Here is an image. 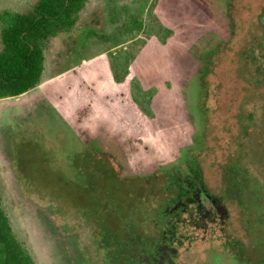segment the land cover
<instances>
[{"label": "rangeland", "instance_id": "rangeland-1", "mask_svg": "<svg viewBox=\"0 0 264 264\" xmlns=\"http://www.w3.org/2000/svg\"><path fill=\"white\" fill-rule=\"evenodd\" d=\"M34 1L0 0V52L4 27ZM225 7V0H90L72 32L46 44L38 86L0 99L1 205L34 264L105 262L99 235L76 207L88 203L87 196L53 172L86 182L75 162L93 136L108 138L119 175L155 176L169 186L189 179L198 162L207 176L212 169L207 184L220 196L226 186L216 168L222 175L232 168L241 113L242 138L251 136L248 169L264 186V161L252 159L264 126V82L257 84L264 81V70L257 80L250 68L251 77L243 72L237 77L242 83L229 89L212 84L206 99L197 87L203 69L230 39ZM248 77L255 94L227 100V94L244 92ZM203 106L212 122L203 117ZM91 142L104 146L100 138ZM45 146L58 151L48 159ZM110 179L102 184L115 187ZM59 194L66 201L57 200ZM181 228L193 240L180 249L178 264L249 263L235 258L219 219L204 231Z\"/></svg>", "mask_w": 264, "mask_h": 264}, {"label": "trees", "instance_id": "trees-1", "mask_svg": "<svg viewBox=\"0 0 264 264\" xmlns=\"http://www.w3.org/2000/svg\"><path fill=\"white\" fill-rule=\"evenodd\" d=\"M225 1L231 36L227 43L218 48L217 55L212 59L214 63L201 72L197 87L200 91H205L203 96L205 99L208 97L212 84L220 83L229 89L236 82L242 83L243 80L239 81L237 77H241L243 72L248 73L251 77L253 73L251 69H254L256 78L259 80L257 74L260 69L264 70V22L262 21L264 0ZM89 3L90 0H35L27 12L14 15L11 18L2 32L0 99L21 96L38 86L44 73L46 44L60 34L72 32L79 22L81 13ZM250 36H252L251 40ZM244 38L247 39L244 40ZM250 77L248 79L251 82L243 83L245 85L244 92L227 94V100L233 99L235 96H240L241 100L253 96L255 86ZM258 82L263 83L264 81L259 80L257 84ZM202 108L205 120H208V123L212 122V118L205 116L204 106ZM221 118L222 115L219 114V119ZM232 145H234V138ZM247 155L248 152L245 149L235 152L231 157L232 163L230 162L232 168L230 171L224 170V175L220 174V170L216 168L217 176L221 179L223 177V182H225L223 185L226 186V192H222L220 197L230 207V211H241L245 218V226L240 228L241 233L235 235V241H237L233 246L235 258L250 264H264V186L254 178V173L251 174L248 169ZM252 159L258 163L264 161V150L254 151ZM98 167L85 166V170L96 177L99 172L103 171L101 168L98 170ZM114 167L111 172V180L116 185L113 186V193L117 194V188L120 189L125 184L117 173L116 167L119 166L116 164V169ZM213 167L215 166L213 165ZM211 170L210 168L208 180L213 176ZM129 179L142 185L148 184V179L138 176ZM66 184L69 186L70 183ZM97 184L104 187L98 181ZM98 189V187L93 188L92 193L96 195ZM81 190L83 195H88L84 186L81 187ZM87 202H77L76 207L82 211L88 210L90 205L88 200ZM238 203L241 205L240 209L237 208ZM99 209L98 212H100ZM254 211L259 214L256 220L257 225L251 221L255 215ZM0 264H34L27 249L15 236L8 216L2 208L1 198Z\"/></svg>", "mask_w": 264, "mask_h": 264}, {"label": "flooded vegetation", "instance_id": "flooded-vegetation-1", "mask_svg": "<svg viewBox=\"0 0 264 264\" xmlns=\"http://www.w3.org/2000/svg\"><path fill=\"white\" fill-rule=\"evenodd\" d=\"M240 111L238 110L237 113L239 114ZM240 123L243 124L241 113L234 135L235 149L236 152L242 149L248 152L246 142L251 139V136L242 138ZM247 130L248 128L245 132L248 134ZM96 138L102 139L104 146L91 142V139ZM107 139L106 136H93L87 143V147L80 153L81 155L76 158L75 167L78 175L83 176L86 182L65 178L64 173L53 169L57 177H61L65 183H70L71 189L81 190L84 186L88 191L87 200L90 208L84 210L87 212L83 211L82 218L94 236L100 237L99 243L105 251L104 264H178L180 249L186 241L193 240L182 232L184 228L181 226H193L195 231H204L209 223H214L217 219L221 221L222 232L236 245L235 235L241 233L240 228L245 226L243 212L230 211L226 202L219 195L213 194L207 184L205 168H199L198 162L192 174L189 173V179L180 180L174 185L170 182L169 186L166 183L160 184L155 176L150 177L152 179L138 176L148 179V184L142 185L129 179L132 177L122 175L119 176L125 185L117 194L113 193L114 188L110 185L106 184L104 187L96 185L97 181L100 185L105 183L108 175L112 179L113 167L117 164L119 167L116 168L120 170L121 166L115 160L114 151L107 146ZM256 139L259 140V145L254 151L264 149L262 147L264 146V126L257 133ZM46 142L51 145L48 139ZM44 149L48 159L51 154L55 155L58 151L56 146H50V148L45 146ZM50 149L51 152H49ZM98 165L103 167L101 168L103 171L96 177L85 170V166L97 167ZM95 187L99 188L96 195L92 193ZM63 199L66 201L65 196L60 194L57 196V200ZM237 208H241L239 203ZM98 209L100 212L97 211ZM258 215L255 212L251 220L254 225H257Z\"/></svg>", "mask_w": 264, "mask_h": 264}]
</instances>
